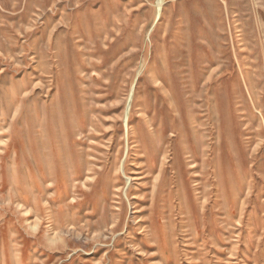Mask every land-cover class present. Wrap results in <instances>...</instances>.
Here are the masks:
<instances>
[{"label":"rangeland","instance_id":"rangeland-1","mask_svg":"<svg viewBox=\"0 0 264 264\" xmlns=\"http://www.w3.org/2000/svg\"><path fill=\"white\" fill-rule=\"evenodd\" d=\"M0 127V264H264V0H0Z\"/></svg>","mask_w":264,"mask_h":264},{"label":"bare ground","instance_id":"bare-ground-1","mask_svg":"<svg viewBox=\"0 0 264 264\" xmlns=\"http://www.w3.org/2000/svg\"><path fill=\"white\" fill-rule=\"evenodd\" d=\"M26 86H27V85H26ZM24 88H25V86H24ZM26 92H27V91H26ZM12 99H13V98H12ZM13 103H14V102H13ZM15 105H16V104H15ZM15 108H16V107H15ZM17 109H18V108H17ZM17 109H16V110H17ZM16 110H15V112H16ZM19 111H20V110H19ZM13 115H14V114H13ZM262 117H263V116H262ZM78 118H79V117H78ZM80 120H81V119H80ZM41 124H42V123H41ZM161 124H162V123H161ZM161 124H160V125H161ZM9 127H10V126H9ZM163 127H164V126H163ZM0 129H1V127H0ZM10 130H11V128H10ZM2 131H3V130H2ZM150 131H152V130H150ZM150 131H149V133H151ZM67 132H68V131H67ZM28 134H29V133H28ZM161 134H163V133H161ZM194 134H195V133H194ZM4 135H5V134H4ZM150 135H151V134H150ZM151 136H152V135H151ZM1 137H2V136H1ZM143 137H144V136H143ZM152 142H153V141H152ZM145 143H146V140H145ZM6 145H7V144H6ZM57 145H58V144H57ZM144 145H145V144H144ZM190 147H191V146H190ZM8 149H9V148H8ZM245 152H246V151H245ZM3 153H4V151H3ZM3 153H2V154H3ZM0 155H1V154H0ZM72 159H73V158H72ZM47 162H49V161H47ZM51 162H52V161H51ZM78 162H79V161H78ZM78 162H77V163H78ZM241 162H242V164L244 165V161L241 160ZM44 163H45V162H44ZM246 163H247V162H246ZM162 171H163V170H162ZM12 174H13V173H12ZM161 174H162V173H161ZM13 176H14V175H13ZM14 177H15V176H14ZM14 177H13V178H14ZM13 185H14V182H13ZM14 191H15V190H14Z\"/></svg>","mask_w":264,"mask_h":264}]
</instances>
